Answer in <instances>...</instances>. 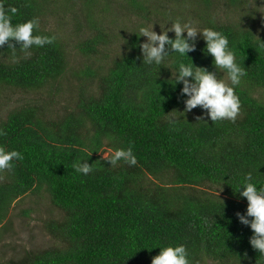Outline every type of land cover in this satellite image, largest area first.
I'll use <instances>...</instances> for the list:
<instances>
[{
    "label": "trees",
    "instance_id": "1",
    "mask_svg": "<svg viewBox=\"0 0 264 264\" xmlns=\"http://www.w3.org/2000/svg\"><path fill=\"white\" fill-rule=\"evenodd\" d=\"M254 1L3 0L5 9H18L13 24L38 17L34 35L55 40L28 53L15 42V51L0 47V90L26 94L0 116V146L24 157L0 172V237L13 206L31 194L45 193L59 212L44 223L57 243L8 264H151L157 247L179 244L191 264L264 262L249 244L251 230L237 219L247 201L234 192L249 172L264 184V9ZM120 12L131 15L130 27L114 19ZM151 15L159 17L157 34L179 18L228 36L247 72L236 89L241 108L234 123L198 121L201 109L185 112L182 85L169 84L173 66L142 63L146 38L138 30ZM67 16L71 27L63 32ZM116 39L122 55L107 67L102 46ZM204 48L198 36L188 56L214 72ZM72 56H79L76 67ZM67 76L79 81L69 91H79L57 111ZM117 147H132L137 164L111 167ZM77 160H88L93 171L77 174Z\"/></svg>",
    "mask_w": 264,
    "mask_h": 264
},
{
    "label": "clouds",
    "instance_id": "2",
    "mask_svg": "<svg viewBox=\"0 0 264 264\" xmlns=\"http://www.w3.org/2000/svg\"><path fill=\"white\" fill-rule=\"evenodd\" d=\"M17 12L15 7L5 9L3 0H0V47L7 44L15 51V45H19L21 51L28 53L33 46L44 47L54 42L55 36L34 35L40 28L38 17L13 24L12 18ZM138 31L139 37L146 38V41L139 45L142 63L158 69L166 63L173 66L170 70L172 79L168 83L173 88L182 85L180 96L185 98V112L199 107L202 115L198 116L197 120L204 123L208 120L212 123L223 120L233 123L236 121L241 108L236 89L242 84L247 72L245 67L237 63L236 52L234 47L230 46L227 35L213 28L198 29L191 22H181L179 18L172 22L170 28H165L159 34L153 30V26H142ZM169 33H173L174 38H170ZM198 36L205 43L203 51L212 58L214 72L194 66L188 56V53L196 50ZM12 42H15V45ZM185 57L190 60L189 63L184 62ZM221 73L227 82L221 77ZM4 134L3 129H0V136ZM23 159L21 152L8 151L0 146V172L11 171L14 168L13 162ZM87 161L77 160L72 164L73 170L77 174L87 176L93 171V165L90 166ZM121 161L129 166L137 164L132 147L115 148L107 160L111 167ZM234 192H238L239 196L247 201L246 211L243 214L237 213V219L241 225L251 230L249 244L264 258V184L254 181L252 173L249 172ZM157 248L160 249L159 254L152 258L151 264H191L189 252L183 244Z\"/></svg>",
    "mask_w": 264,
    "mask_h": 264
},
{
    "label": "rangeland",
    "instance_id": "3",
    "mask_svg": "<svg viewBox=\"0 0 264 264\" xmlns=\"http://www.w3.org/2000/svg\"><path fill=\"white\" fill-rule=\"evenodd\" d=\"M151 2H153V0H151ZM255 4V6H260L264 9V0H258ZM167 8L170 9L171 7ZM115 15L118 18L114 17V19L120 21L124 26L130 27L131 15H128L127 17L125 14H121V12ZM63 19L65 23L68 24L63 28V32H69V28L71 27L70 19L68 16ZM150 19L151 21H148V27L151 28V26H153V30L156 32L159 17L151 15ZM56 21H59L58 17L50 19V26L57 25ZM121 46V39H116V42L113 45H109L107 48L105 45L102 46V53L105 52L103 55L104 61L102 63L107 65V67H110L115 57L122 55L120 50ZM71 60L74 62V67H76L80 59L79 56H77L76 59L72 56ZM223 78L227 82L226 77ZM63 82V93H60L55 97V100H57L58 103L55 107L57 111L62 110V107L65 104L72 105L79 91L78 88L73 92L69 91L71 87L78 85L79 81L77 79L68 77ZM97 84L98 83H95L94 86ZM90 89L96 90L93 85H91ZM25 98L26 94L20 90L11 89V91L6 92L0 90V104L3 105V107L0 108V116L7 117L9 111L14 109L17 103L20 104L21 101H24ZM109 153V150L104 152L103 158H107ZM25 210H31V213L28 216H24L22 212ZM56 216H59V212L53 207L50 198H48L45 193L42 194V197L31 194L27 196L23 202L15 204L9 213L8 220L5 222L6 231L1 233L0 264H8L14 259L18 260L17 258L23 256L22 254L28 250L47 249L50 246L55 245L57 242L46 232L44 223L47 220L56 218Z\"/></svg>",
    "mask_w": 264,
    "mask_h": 264
}]
</instances>
